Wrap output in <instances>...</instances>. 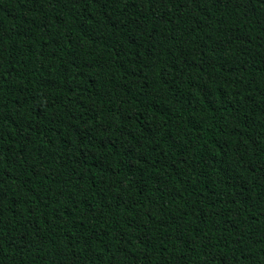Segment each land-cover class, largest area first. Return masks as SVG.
I'll return each mask as SVG.
<instances>
[{"label": "trees", "instance_id": "obj_1", "mask_svg": "<svg viewBox=\"0 0 264 264\" xmlns=\"http://www.w3.org/2000/svg\"><path fill=\"white\" fill-rule=\"evenodd\" d=\"M0 264H264V0H0Z\"/></svg>", "mask_w": 264, "mask_h": 264}]
</instances>
